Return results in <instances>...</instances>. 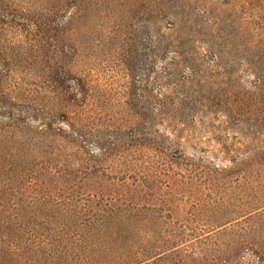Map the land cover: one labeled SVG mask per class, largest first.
Returning <instances> with one entry per match:
<instances>
[{
    "label": "rangeland",
    "instance_id": "obj_1",
    "mask_svg": "<svg viewBox=\"0 0 264 264\" xmlns=\"http://www.w3.org/2000/svg\"><path fill=\"white\" fill-rule=\"evenodd\" d=\"M106 214L126 264H264V0H0V222Z\"/></svg>",
    "mask_w": 264,
    "mask_h": 264
},
{
    "label": "trees",
    "instance_id": "obj_2",
    "mask_svg": "<svg viewBox=\"0 0 264 264\" xmlns=\"http://www.w3.org/2000/svg\"><path fill=\"white\" fill-rule=\"evenodd\" d=\"M69 220L49 222L46 228L1 221L0 264H126L121 220L108 214Z\"/></svg>",
    "mask_w": 264,
    "mask_h": 264
}]
</instances>
